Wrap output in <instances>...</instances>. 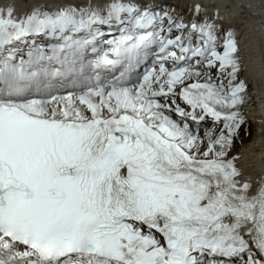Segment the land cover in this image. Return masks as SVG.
<instances>
[{"label":"snow or ice","instance_id":"6c2138e0","mask_svg":"<svg viewBox=\"0 0 264 264\" xmlns=\"http://www.w3.org/2000/svg\"><path fill=\"white\" fill-rule=\"evenodd\" d=\"M249 22L264 0H0V264H264Z\"/></svg>","mask_w":264,"mask_h":264},{"label":"clouds","instance_id":"9594fccd","mask_svg":"<svg viewBox=\"0 0 264 264\" xmlns=\"http://www.w3.org/2000/svg\"><path fill=\"white\" fill-rule=\"evenodd\" d=\"M240 58L243 69L247 73L248 79H251L254 83L259 80L264 86V29H257L252 22L246 25L244 35L241 38V51ZM261 109L264 110V103L261 104ZM245 111L250 117H254L255 111L250 104L246 105ZM259 133L264 134V121H261V127ZM258 143L264 144V135L260 137V140L250 145L249 150H253ZM264 155V152H262ZM245 172L251 171L254 177H258L264 174V165H261L259 171L252 170L247 162L242 161Z\"/></svg>","mask_w":264,"mask_h":264},{"label":"bare ground","instance_id":"6f19581e","mask_svg":"<svg viewBox=\"0 0 264 264\" xmlns=\"http://www.w3.org/2000/svg\"><path fill=\"white\" fill-rule=\"evenodd\" d=\"M17 5V11L25 12L28 9L29 0H14ZM264 71V69H262ZM251 85V95L254 98V102L250 103L253 110L255 111V115L253 117L254 125L256 128L255 136L249 140L243 142L240 147H238L234 153L240 154V162H247L249 164L250 169L259 171L261 165H264V144L258 143L257 146L253 150H249L250 145H253L254 142L260 140V137L264 134L259 133V128L261 127V119H264V110L261 109V104L264 103V86H262V82L257 80L255 83L249 79Z\"/></svg>","mask_w":264,"mask_h":264},{"label":"rangeland","instance_id":"374dc122","mask_svg":"<svg viewBox=\"0 0 264 264\" xmlns=\"http://www.w3.org/2000/svg\"><path fill=\"white\" fill-rule=\"evenodd\" d=\"M19 14H23V12H19ZM255 132H257V131H256V128H255V125H254V122H253V124H252V126H251V134H250V135H248V134H243V139H242V141H238V142L236 143L235 148L233 149V151H235L238 147H240V145H241L243 142L251 140V139L255 136V134H256Z\"/></svg>","mask_w":264,"mask_h":264}]
</instances>
